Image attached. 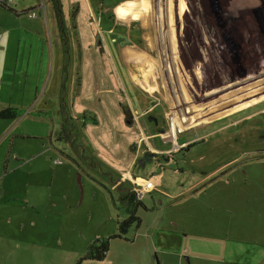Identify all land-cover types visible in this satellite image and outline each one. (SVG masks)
Segmentation results:
<instances>
[{
  "label": "rangeland",
  "instance_id": "rangeland-1",
  "mask_svg": "<svg viewBox=\"0 0 264 264\" xmlns=\"http://www.w3.org/2000/svg\"><path fill=\"white\" fill-rule=\"evenodd\" d=\"M25 1L39 4L40 10L33 7L35 13L45 12L48 5L53 19L45 23L46 48L41 50L42 41L33 33V25L40 21L26 17L9 20V16L1 14L5 17L1 27L5 31L19 29V38L23 35L25 38L3 44L11 51L19 43L24 65L19 64L17 71L0 65V76L4 77L3 82L0 80V110L8 106L18 109L20 118L16 123L23 121V133L33 136L30 143L47 147L53 144L56 152L11 177L19 181L15 190L20 192L21 183L28 182L26 170L32 168L37 175L33 182L39 183V189L50 191L49 200L74 194L77 201H71V196L69 203L60 199L59 208L52 210L40 191V195L29 197L35 206L28 203L26 211L18 203L12 204L14 218L10 224L0 214V228L3 223L7 228L18 225L17 216L37 214L41 228L33 232V239L40 243L36 233L50 240L51 233L64 226V230H71L74 242L81 248L80 264H111L123 246L117 242L120 240H113L105 260L86 259L87 248L94 241L104 239L107 234H120L118 225L125 220V211L105 173L76 158L74 150L65 146L61 134L57 140L62 128L63 134L70 138L63 120L65 106L72 107L74 122L82 129L75 144L84 142L92 146L107 161L108 154L114 156L117 161L114 164L128 159V146L141 147L136 166L116 168L130 179L143 178L145 186H135L144 201L140 202L146 207L149 199L159 198L150 203V210L159 207L162 199L163 210L183 217L182 230L206 235L215 227L222 233L226 201L236 209H243V204L252 200L246 210L248 214L259 215V210L264 209V161L254 163L253 158H258V150L264 148V112L250 114L264 108V0H132L119 4L115 14L110 9L103 12L112 23L121 25L124 34L136 29L135 38L128 42L133 46L129 50L142 52L143 57L129 59L130 72L144 91L138 83L131 84L133 79L114 49L112 38L117 37L118 29H110L102 17L94 18L101 1L105 9L120 0ZM57 1L65 33L56 16ZM75 11L76 26L67 17ZM68 23L70 26L74 23L73 32ZM29 49L27 66L22 56ZM66 73L69 80L73 79L74 93L64 103L61 93L67 88L63 87ZM131 105L143 114L138 121L144 134L139 128L128 127L134 122ZM242 109L247 111L239 112ZM234 113L238 115L229 120L237 122L222 132L211 133L221 123L231 124L226 119ZM124 115L131 121L128 126ZM188 142L193 143L188 149L180 147ZM149 145L163 154L152 158L145 152ZM43 150L46 152L47 148ZM178 150L181 151L177 153ZM56 161H62V165ZM133 210L140 215L145 213L136 203L129 210L130 215ZM132 227L134 234L137 222ZM196 242H200V251L206 246L210 248V253H202L221 257V242L190 236L184 244ZM164 246L165 242L161 247ZM35 249L33 253L32 247L15 243L11 251L3 248L1 255L8 259L17 255L28 264H38L46 249ZM183 264H190L186 256Z\"/></svg>",
  "mask_w": 264,
  "mask_h": 264
},
{
  "label": "crops",
  "instance_id": "crops-1",
  "mask_svg": "<svg viewBox=\"0 0 264 264\" xmlns=\"http://www.w3.org/2000/svg\"><path fill=\"white\" fill-rule=\"evenodd\" d=\"M132 0H120L115 6L112 8H105L102 4V1L99 3V6H97L96 15L94 18L102 17L105 20H107V24L110 25V29L112 27V30L118 29V35L117 37H113L112 39L115 40L113 46L114 49L117 52L118 58L122 64V66L128 70V75H131L133 82H131L132 85L136 86L139 83L135 81L131 74V66L132 63L129 61V59L138 60V58L143 57L142 52L137 51L134 52V50H129V47H133L129 45L128 42L133 40L135 38V35L137 34L136 29H131L130 33L124 34V29L121 28V25H118L117 23H112V19H110L108 16L104 15L103 12L107 11V9L112 10V12L115 14V8L124 2H129ZM89 3L93 2L94 0H88ZM58 1L56 2L57 5ZM37 3H30L27 4L25 0H13L12 10L16 12L15 14H9L6 10L0 9V65L9 67L12 71H17V67L19 64L22 66L24 63H21L20 60V47L19 43H17V47L15 49H12L11 51L4 48L3 44L6 45L9 41H18V39L22 40L25 38V35H21V32L19 29H13L10 31H5L3 27H1L2 18L1 14L9 16V20H12V18L21 19V17H26L30 19L27 16V12L34 11L33 7H37L39 9ZM48 6V5H47ZM45 9V12H37L35 13V18L30 20H36L40 21L36 25H33V33L37 37H40V40L42 41L41 44V50H45L46 48V42L44 38V29H46L45 23L48 21V19H53L52 12L50 9ZM40 10V9H39ZM26 12V13H24ZM76 13V11H75ZM93 16L95 12H92ZM109 14V12L107 13ZM56 16L58 19V22L60 24L59 16L56 10ZM76 21V18H75ZM63 22V21H62ZM134 22V21H133ZM69 25V23H68ZM64 30L66 29L64 23ZM114 28V29H113ZM121 31L123 34H121ZM110 35L112 36L113 33L110 32ZM64 36V35H63ZM65 37V36H64ZM67 37V34H66ZM33 38L31 40L33 41ZM68 41V38H67ZM30 48L32 47V43L29 45ZM70 47V44H69ZM66 46L67 52H70V48ZM38 45L36 44V55L38 53ZM30 49L25 51V54L22 56V60L26 63L27 66L30 64ZM74 51V49H73ZM74 71V69H73ZM66 72V71H65ZM0 80L3 82L4 77L0 76ZM138 83V84H137ZM73 85V79L69 80L68 75L66 73V80L63 82V87H67L63 92L61 93V101L66 103V101H70V98L74 92H72ZM139 84L138 86H140ZM142 88V87H141ZM139 89V88H138ZM140 90V89H139ZM144 91L145 89L142 88ZM68 92V93H67ZM55 99H59L58 96H54ZM143 98H141L142 100ZM260 104V103H259ZM142 105V102H141ZM134 106V105H133ZM131 105L132 108V115H133V121L136 123L133 125L128 126L131 124V121L126 118V115L123 116L124 121L126 122L127 126L130 129H137L139 128L140 131L143 132V127L140 125V119L143 117V114H139V110L134 108ZM12 107V106H10ZM64 109V125L68 130L70 131V138L66 137L64 133V128L57 133V140L60 139V134L65 139V146L74 150L75 157L78 159H83L91 169H99L100 173H105V178L107 181H109L112 185V190H115L118 196V200L123 205L125 216L124 219H127L130 217V209L133 207V204H135L136 200L132 197L131 199L126 198L127 194H129V190H132L137 193L138 198L143 201L138 192L136 185H142L145 186V180L143 178H135L130 179L125 176V174L122 172V170H118L121 168L126 167H134L136 166V159L141 155V147L133 146L130 148L128 146L126 148V154L128 159L122 162L117 163L116 158L110 154H108V161L102 158L100 155V152L94 149L92 146L86 145L83 143L75 144L78 135L81 134L82 129L79 128L75 124V116L71 112V108H67L65 106ZM145 112H149L150 109H142ZM247 111L241 110L239 112ZM264 112V108L260 109L259 111L252 113L250 115H255L258 113ZM121 115H123L121 113ZM137 115V117H135ZM238 115L237 113L231 114L227 117V124L221 123L222 125L216 129H212L211 133H219L226 128H228L233 123L237 122L238 120L231 121L229 118ZM20 118V117H19ZM147 119V118H145ZM241 119V118H240ZM239 119V120H240ZM19 119L15 121H0V145L2 144V148L0 149V214H3L6 216V221L8 224H10L13 221L14 218V206L12 204L18 203L22 210L26 211L28 209V203L31 205H34L35 201L31 200L29 197H35L37 195H40V191H42L41 196L45 198V200L48 202L47 206L50 205L52 210L59 208V201L60 199H66L69 203V197L71 196V201L74 202L77 201V197L75 198L74 194H67V195H61L59 197H56L54 199H48V195H50L49 192L43 191V188L39 189V183L37 181L33 180L37 177L36 174L33 173L32 168L26 170V177L28 179V182L26 184H22L21 191H17L16 185L19 184V181L17 178L11 177L13 174L25 169L27 166H30L37 162L39 159H42L45 161V157H50L52 153L56 152L55 145H40L39 143L32 144L30 143L33 139L31 134L23 133V128L21 123H16ZM149 120V119H148ZM225 121V119H223ZM221 122V121H219ZM217 122V123H219ZM213 124V123H212ZM138 125V126H137ZM224 129V130H222ZM56 141V140H55ZM69 141L71 144H67ZM165 143V142H164ZM189 143V142H188ZM186 144V143H185ZM181 148L185 147L183 144L180 146ZM44 148H47L46 152L43 150ZM151 148V149H150ZM181 151L178 150L177 153ZM260 153V156L258 158H255L253 161L254 163L258 160L264 161V148L258 150ZM255 151V152H258ZM145 152H148L146 154L154 153L156 155L163 154V151L154 149L151 145L148 146V150L145 149ZM150 152V153H149ZM85 155V156H84ZM147 156V155H146ZM92 157H95L96 160ZM152 158L154 157L151 156ZM72 160H74L72 158ZM114 160V161H113ZM43 161V164L45 165ZM75 161V160H74ZM62 165V164H61ZM118 169H117V168ZM44 169V166H42ZM99 181V180H98ZM23 186H25V189L23 190ZM34 187V190H32ZM131 187V188H130ZM39 189V190H38ZM104 190L109 191V188L105 187ZM157 191V190H155ZM161 196V193H158ZM22 197V198H19ZM168 199H171V197L166 196ZM76 199V200H75ZM113 199L115 200V196L113 195ZM129 200V201H128ZM156 200H159V198L155 199L152 198V200L149 199V202L155 203ZM148 200H146L147 202ZM129 202V203H128ZM144 202V201H143ZM252 200L246 201L243 204V209H236L231 204L228 203V201L224 202V219H222L223 225L225 226V230L221 231L217 230L215 227L210 228L211 234H190L187 230H182L184 225V219L182 216L176 214L174 211L170 212L163 210V200L161 199L160 204H158L159 207L152 208L148 210L149 205L145 203L146 207L142 204L141 206L143 210H145L144 214L140 215L137 211H133L137 214L134 216L138 219L136 232L133 234V225L132 228L130 227L128 232L125 234L124 238H117L115 240H120L117 242H122L123 246L119 248L117 256H115L113 262L111 264H183V258L184 256L187 257L190 264H264V219L262 216H264V209L259 210V215H253L248 214V210H246V207L250 205ZM138 203V202H137ZM35 206V205H34ZM170 207L172 205L170 204ZM139 215V216H138ZM118 217V214H116ZM159 217V219H158ZM228 218V220H227ZM19 219V222H18ZM158 219V220H157ZM160 222V224L158 223ZM17 223L18 225L9 226L8 228L3 224H1L0 228V264H28L22 257H17V255L13 256V259H10L12 255L9 257H5L4 255H1V250L3 248H8L11 251V248L14 246L15 243H17L20 247L24 246L27 248V246H30L33 248V253L36 252L35 248H45V256L44 259L40 260V263L38 264H78V259L81 257V251L80 247L74 242V237L70 234L71 230H64L62 226L60 231L55 230L51 233V239L48 240L47 237H44L42 233H36V236L40 238V243H38L35 239H33V232L39 231L40 225L38 220V215L36 214L35 217L28 216H17ZM156 223L159 225L157 226ZM181 229V230H180ZM50 234V233H49ZM104 239H108L111 236L118 235V234H107ZM190 236L195 237H204L213 239L214 241L221 242L222 244V254L220 258L216 255H213L214 257H210L202 252H208L210 248L206 246V243H203L205 249L200 251V245L196 243H190V244H184L186 242L187 238H190ZM122 237V236H121ZM4 239H7V241H4ZM125 239V240H124ZM128 239V241H126ZM8 242L10 245H5V243ZM165 246L161 247V245ZM111 245L113 244V240L110 242ZM139 247L135 249V247ZM195 246L197 249H194ZM209 248V249H208ZM70 249H73L74 251H71ZM88 249V248H87ZM210 253V252H208ZM108 254V253H107ZM106 254V256H107ZM106 259V257H105ZM104 259V260H105Z\"/></svg>",
  "mask_w": 264,
  "mask_h": 264
},
{
  "label": "trees",
  "instance_id": "trees-1",
  "mask_svg": "<svg viewBox=\"0 0 264 264\" xmlns=\"http://www.w3.org/2000/svg\"><path fill=\"white\" fill-rule=\"evenodd\" d=\"M12 5H13V0H12V3L10 5L0 3V9L6 10L9 14L17 15L16 12L12 10ZM56 10H57L59 20H60V27L63 30V33H65L64 26L62 23L63 14L61 11V7L59 6V3H57V5H56ZM30 12H33V11H29L27 13L24 12V13H26L28 16V13H30ZM74 13L75 12L71 13L70 16L68 14L67 17H69L72 20V22L75 23V26H76L75 18H73ZM74 23H72L71 26L69 24V29L72 32H73V30L76 29L74 26ZM19 117H20V112L18 109L14 108V107L8 106V107L0 110V121H15V120L19 119ZM132 197L134 198V200L137 201L138 198H137L136 194H134ZM141 205H142V203L138 201L137 206H141ZM134 215H135V213L133 212V214L130 215V217H128L127 219H125L124 221H122L118 225L119 226V233H120L119 235L111 236L108 239H102V240L97 239L96 241H94L88 247V253H87L86 259H90V260H94V261L96 260L98 262L103 261L106 257V254L109 251L110 242L112 240L117 239V238H122L121 236L125 235L128 232V230L132 226V224H134L136 221H138V219ZM78 264H80V262H78Z\"/></svg>",
  "mask_w": 264,
  "mask_h": 264
},
{
  "label": "flooded vegetation",
  "instance_id": "flooded-vegetation-1",
  "mask_svg": "<svg viewBox=\"0 0 264 264\" xmlns=\"http://www.w3.org/2000/svg\"><path fill=\"white\" fill-rule=\"evenodd\" d=\"M222 130H224V129H222ZM159 132H161V131H159ZM162 133V132H161ZM163 135H165V134H163L162 133V136ZM193 145V143H187V145L185 146L187 149L189 148V147H191ZM184 149V148H183ZM182 149V150H183ZM256 157H254L253 159H255ZM134 192L132 191V190H130V192H129V194H127V196H126V198H128V199H131L132 198V196L134 195L133 194ZM129 203V202H128Z\"/></svg>",
  "mask_w": 264,
  "mask_h": 264
},
{
  "label": "clouds",
  "instance_id": "clouds-1",
  "mask_svg": "<svg viewBox=\"0 0 264 264\" xmlns=\"http://www.w3.org/2000/svg\"><path fill=\"white\" fill-rule=\"evenodd\" d=\"M117 14H118V15H122V13H121L119 10H117ZM164 136H165V135H163L162 137H164ZM163 141H164V138H163ZM150 155L153 156V155H156V154H154V153H150ZM61 162H62V161H61ZM129 192H130V190H129ZM133 192H134V191H133ZM133 194H136V195H137L136 192H134ZM137 198H138V195H137ZM128 201H129V200H128ZM138 201L140 202V199H139V198L137 199V201H135L136 204H138V203H137ZM137 207H138V206H137ZM133 211H134V210H133ZM134 213H135V212H134Z\"/></svg>",
  "mask_w": 264,
  "mask_h": 264
},
{
  "label": "built area",
  "instance_id": "built-area-1",
  "mask_svg": "<svg viewBox=\"0 0 264 264\" xmlns=\"http://www.w3.org/2000/svg\"><path fill=\"white\" fill-rule=\"evenodd\" d=\"M0 3L2 4H11L12 3V0H0ZM56 164H61L62 162L61 161H56L55 162Z\"/></svg>",
  "mask_w": 264,
  "mask_h": 264
},
{
  "label": "bare ground",
  "instance_id": "bare-ground-1",
  "mask_svg": "<svg viewBox=\"0 0 264 264\" xmlns=\"http://www.w3.org/2000/svg\"><path fill=\"white\" fill-rule=\"evenodd\" d=\"M28 17H29L30 19H34V18H35V13H34V12H30V13H28Z\"/></svg>",
  "mask_w": 264,
  "mask_h": 264
}]
</instances>
